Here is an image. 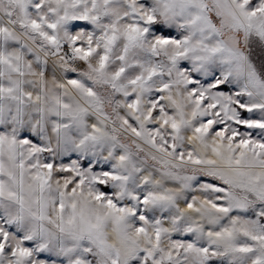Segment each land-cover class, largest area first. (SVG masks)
<instances>
[{"label": "snow or ice", "instance_id": "obj_1", "mask_svg": "<svg viewBox=\"0 0 264 264\" xmlns=\"http://www.w3.org/2000/svg\"><path fill=\"white\" fill-rule=\"evenodd\" d=\"M0 264H264V0H0Z\"/></svg>", "mask_w": 264, "mask_h": 264}]
</instances>
